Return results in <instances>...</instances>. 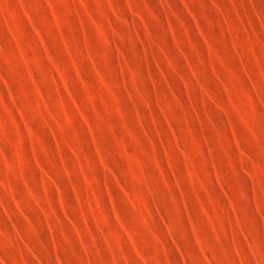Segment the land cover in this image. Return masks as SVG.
Segmentation results:
<instances>
[{
  "label": "rangeland",
  "instance_id": "rangeland-1",
  "mask_svg": "<svg viewBox=\"0 0 264 264\" xmlns=\"http://www.w3.org/2000/svg\"><path fill=\"white\" fill-rule=\"evenodd\" d=\"M0 264H264V0H0Z\"/></svg>",
  "mask_w": 264,
  "mask_h": 264
}]
</instances>
